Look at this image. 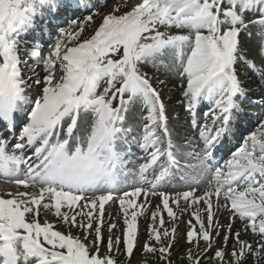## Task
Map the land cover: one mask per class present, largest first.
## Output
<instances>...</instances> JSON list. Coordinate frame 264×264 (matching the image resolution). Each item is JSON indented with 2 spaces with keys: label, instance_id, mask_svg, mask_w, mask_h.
Listing matches in <instances>:
<instances>
[{
  "label": "snow or ice",
  "instance_id": "1",
  "mask_svg": "<svg viewBox=\"0 0 264 264\" xmlns=\"http://www.w3.org/2000/svg\"><path fill=\"white\" fill-rule=\"evenodd\" d=\"M254 28L261 68L241 43ZM241 64L264 76V0H117L104 14L86 0H0V178L15 188L0 195V264H133L138 248L175 264L180 239L187 264H259L264 120L229 159L214 157L246 96ZM149 65L178 66L196 138L171 127L167 81ZM202 103L211 107L197 123ZM132 146L143 152L134 171ZM178 174L183 186L169 191ZM109 202L123 227L114 236L110 222L105 243Z\"/></svg>",
  "mask_w": 264,
  "mask_h": 264
},
{
  "label": "rangeland",
  "instance_id": "2",
  "mask_svg": "<svg viewBox=\"0 0 264 264\" xmlns=\"http://www.w3.org/2000/svg\"><path fill=\"white\" fill-rule=\"evenodd\" d=\"M117 0H100L98 3L97 0H88L87 3L91 4L94 8H96L101 14H104L108 11L111 10V8L116 4ZM103 4H107V7L102 6ZM131 7V3H128L126 6L121 7V11L128 10ZM95 24L93 27L99 24L100 22V17L94 16ZM253 35L251 37L242 35L241 36V43L242 47L244 48L247 56L250 59H255V62L257 64L258 68H261L260 64V59H259V54H258V41H259V28H254L253 30ZM90 34V33H89ZM31 39V37L29 38ZM42 54H46L42 53ZM31 63V60H30ZM145 71L148 72L149 75H155L158 76L159 78H162L163 80L167 81L166 86H162L161 92H162V97L165 101V104L168 108L169 112V117H170V125L173 129L176 131L180 132L182 135H187L193 138L197 137V133L195 129L192 127L190 128L189 125V119L187 118V112L185 111L184 106L181 104V100L183 99L181 92L182 89L180 88V84L182 83L181 79L179 78L177 71H178V66H171V68H165L162 69L161 71H156V69L152 68L150 65L144 69ZM244 75L242 77V82L244 83L245 86V92L246 91H251V94L254 95V98L252 96H248L246 94L245 98L249 100V105L251 107H246L243 104L239 106L237 110L234 111V114H239L238 118L236 119L233 117L231 119L230 123V131L228 132V140L230 141V144H241V142L237 140V137H240L241 139L245 138L247 134L254 130L255 127L257 126V122L259 120H264V76L260 75L259 72H253L250 69L246 68L244 66ZM163 72H167V75L162 74ZM154 86H158L155 85ZM160 87V86H158ZM208 104V103H207ZM257 106L258 109L255 110L253 109V105ZM206 106V105H204ZM204 108V107H202ZM140 111L139 106H136L134 109V112L132 114V119L135 121L138 119V113ZM208 110H198V120H200L201 123L204 122L205 116L204 114L208 112ZM211 118H208V123H211ZM191 120V119H190ZM249 123H253L249 124ZM246 132V134H245ZM181 143H183L181 141ZM130 158H128L129 160ZM131 160V159H130ZM190 163H195V161H188ZM130 169V168H128ZM133 171V169H130ZM4 181V180H3ZM181 183V175H177L176 180L172 184H180ZM194 187H201V186H196L193 185ZM10 187V185H9ZM8 190H15V188H9ZM173 188H169L171 191ZM158 199V198H157ZM159 202V200H158ZM183 206V205H182ZM108 212V210H107ZM106 212V213H107ZM109 215V219L106 217L104 218V228H103V233H104V239L105 242H107L108 238V228L107 225L110 222H115L118 225V217L117 214L114 215L113 211L109 212L107 216ZM227 216V213H222L219 215V221L220 223H225V218ZM49 217V216H48ZM47 217V218H48ZM189 219V216L187 213L182 217L183 221H187ZM194 219V218H193ZM165 220H168V217L165 215ZM50 222L57 223L56 219H51ZM139 239H138V245H142L146 240H147V229H148V222L145 220L144 217L140 218V223H139ZM172 225L171 223H166L165 227L170 228ZM123 226H119L116 229H113V235L114 236H120L121 231L120 229ZM236 227H240V222H236ZM235 230V229H234ZM185 231V224L182 222L179 225V232L183 234ZM243 239H247L250 242H254L256 237L253 235L249 234L246 236H242ZM231 241H229V249L231 248ZM102 252L103 254L104 251H106V248L102 245ZM186 245L183 239H180L178 243L176 244V248L173 249V260L175 261V264H187L185 260H182L181 257L184 253ZM201 247H203V244H201ZM179 249V251H177ZM193 252H196V249L193 248ZM119 260H124L125 258L123 256L117 257ZM133 264H161V262L158 259V253L156 255L152 254H143L141 255L139 248L137 249L136 256L133 259ZM248 264H254V259L249 258ZM259 264H264V259H261L259 261Z\"/></svg>",
  "mask_w": 264,
  "mask_h": 264
},
{
  "label": "bare ground",
  "instance_id": "3",
  "mask_svg": "<svg viewBox=\"0 0 264 264\" xmlns=\"http://www.w3.org/2000/svg\"><path fill=\"white\" fill-rule=\"evenodd\" d=\"M160 79H162V78H160ZM155 83V82H154ZM142 153L143 152H141L140 154L142 155ZM139 154V156L141 157V155ZM149 178H151L150 176H149ZM155 198V200H158L156 197H154ZM109 213V211L106 213L105 212V216L109 219V215L107 216V214ZM116 214V213H115ZM48 216H51V215H48ZM119 217V216H118ZM57 220V219H56ZM41 222H43V220L41 221ZM49 222H50V220H49ZM58 222V221H57ZM57 225V230H60V231H65L66 229H65V227L63 226V225H61L60 224V222H59V224H56ZM59 225V226H58Z\"/></svg>",
  "mask_w": 264,
  "mask_h": 264
}]
</instances>
